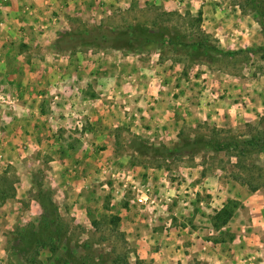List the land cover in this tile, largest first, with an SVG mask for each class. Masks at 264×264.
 Segmentation results:
<instances>
[{"label":"rangeland","instance_id":"rangeland-1","mask_svg":"<svg viewBox=\"0 0 264 264\" xmlns=\"http://www.w3.org/2000/svg\"><path fill=\"white\" fill-rule=\"evenodd\" d=\"M258 19L250 0H0V264H26L15 232L44 213L38 183L71 225L41 264H264ZM140 24L166 40L75 39ZM177 34L234 54L197 56L170 42ZM166 111L171 125L157 119ZM183 134L245 145L169 157L131 148L138 138L173 149ZM225 207L233 216L218 227Z\"/></svg>","mask_w":264,"mask_h":264},{"label":"trees","instance_id":"trees-1","mask_svg":"<svg viewBox=\"0 0 264 264\" xmlns=\"http://www.w3.org/2000/svg\"><path fill=\"white\" fill-rule=\"evenodd\" d=\"M256 13L259 16L258 23L264 29V6L261 0H250ZM166 34L159 35L156 31L150 30L144 25H137L130 32L105 31L102 29H94L91 32L81 33L75 36V39L86 45H107L113 48H122L125 45L132 43L134 48L143 49L146 44H160L166 40ZM72 36L58 41V45H68L67 42ZM93 39V42L91 40ZM170 42L179 45L182 48L191 49L197 56H205L211 59L213 53L223 55H231L234 52H224L222 49L213 46L207 39L199 38L189 40L185 36L172 35ZM69 46V45H68ZM260 50H264L261 48ZM257 138L254 137L251 143H256ZM259 142V141H258ZM260 143V142H259ZM245 145L238 141L235 137L219 138L218 136L197 135L191 136L183 134L179 137L178 142L173 149L166 146L151 147L140 139H134L131 142V148L142 155H161L169 157L172 155L197 154L199 151H215V152H235L239 153L242 146ZM40 187L38 195L44 209V213L37 222H31L24 229H20L16 234V240L19 250L25 256L26 264H41V251L48 249L51 253L57 254L60 249L66 244L68 236L71 232V225L62 217L56 206L52 193L42 189V184H37ZM233 216L232 209L223 208L217 218L222 221L217 224L218 227L223 226ZM220 219V220H221ZM85 248L86 246H81Z\"/></svg>","mask_w":264,"mask_h":264},{"label":"crops","instance_id":"crops-1","mask_svg":"<svg viewBox=\"0 0 264 264\" xmlns=\"http://www.w3.org/2000/svg\"><path fill=\"white\" fill-rule=\"evenodd\" d=\"M12 7V6H11ZM171 112H169V111H166V113H160L158 116H160V117H158L157 119H159V118H161V117H163L164 118V120L166 121L167 120V122H169V124L171 125V124H173V122H174V120H172V118L173 117H170L171 115ZM171 132V131H170Z\"/></svg>","mask_w":264,"mask_h":264},{"label":"built area","instance_id":"built-area-1","mask_svg":"<svg viewBox=\"0 0 264 264\" xmlns=\"http://www.w3.org/2000/svg\"><path fill=\"white\" fill-rule=\"evenodd\" d=\"M141 201V200H140Z\"/></svg>","mask_w":264,"mask_h":264}]
</instances>
